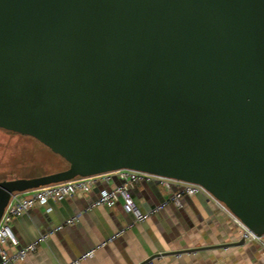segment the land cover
Returning <instances> with one entry per match:
<instances>
[{
	"label": "water",
	"instance_id": "obj_1",
	"mask_svg": "<svg viewBox=\"0 0 264 264\" xmlns=\"http://www.w3.org/2000/svg\"><path fill=\"white\" fill-rule=\"evenodd\" d=\"M0 129L67 163L0 182V219L13 193L131 170L264 236V0H0Z\"/></svg>",
	"mask_w": 264,
	"mask_h": 264
},
{
	"label": "crops",
	"instance_id": "obj_2",
	"mask_svg": "<svg viewBox=\"0 0 264 264\" xmlns=\"http://www.w3.org/2000/svg\"><path fill=\"white\" fill-rule=\"evenodd\" d=\"M117 184V180L100 183L89 194L32 208L11 222L16 245L3 250L10 255L79 215L77 223L49 236L16 264H69L120 230V236L81 264H264V238L262 244L243 240L239 221L204 194L183 197L180 207L167 203L143 223L134 222L121 202L114 208L87 210L101 190ZM174 190L141 183L131 195L136 206L146 211L168 201Z\"/></svg>",
	"mask_w": 264,
	"mask_h": 264
},
{
	"label": "built area",
	"instance_id": "obj_3",
	"mask_svg": "<svg viewBox=\"0 0 264 264\" xmlns=\"http://www.w3.org/2000/svg\"><path fill=\"white\" fill-rule=\"evenodd\" d=\"M113 180H117L118 184L113 188L101 190L98 193L97 198L89 204L87 208L88 211L95 208H114L116 204L121 202L131 214L134 222L143 223L164 210L167 203H172L176 207H180L181 199L183 197H193L198 194H204L211 197L198 185L177 182L131 170H118L87 178H75L67 182L44 186L24 193H13L10 195L8 204L6 205L0 219V264H16L23 261L28 254L33 253L37 246L40 243L45 242L49 236L55 234L64 227H70L77 223L79 215L68 218L62 224L50 229L47 233L38 236V238L32 243L15 250L10 255H7L3 250V247L16 245L15 236L11 227V222L15 218L21 217L36 206H44L50 201L61 202L77 194H89L100 183L108 184ZM141 183H156L163 188H175V190L172 192L168 201L153 206L146 211H141L134 203L131 195V190ZM239 224L241 227V238L243 240L262 244L264 236L254 235L240 222ZM122 233L123 230L116 232L106 240L97 244L93 249L81 254L69 264H81L84 260L91 258L96 250L113 242Z\"/></svg>",
	"mask_w": 264,
	"mask_h": 264
},
{
	"label": "rangeland",
	"instance_id": "obj_4",
	"mask_svg": "<svg viewBox=\"0 0 264 264\" xmlns=\"http://www.w3.org/2000/svg\"><path fill=\"white\" fill-rule=\"evenodd\" d=\"M67 163L36 140L0 129V182L61 172Z\"/></svg>",
	"mask_w": 264,
	"mask_h": 264
}]
</instances>
